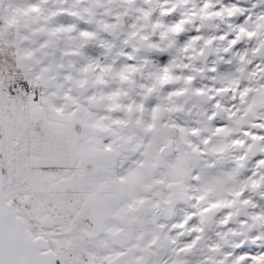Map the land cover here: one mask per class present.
<instances>
[{"label": "snow or ice", "instance_id": "6c2138e0", "mask_svg": "<svg viewBox=\"0 0 264 264\" xmlns=\"http://www.w3.org/2000/svg\"><path fill=\"white\" fill-rule=\"evenodd\" d=\"M153 2L0 0V264H264V0Z\"/></svg>", "mask_w": 264, "mask_h": 264}, {"label": "clouds", "instance_id": "9594fccd", "mask_svg": "<svg viewBox=\"0 0 264 264\" xmlns=\"http://www.w3.org/2000/svg\"><path fill=\"white\" fill-rule=\"evenodd\" d=\"M198 2V0H197ZM251 0H235V4L239 5L241 8H245L247 9L250 5ZM53 5H55V0H53ZM5 9H7V2L4 5ZM170 7L169 4L165 3V0H154L153 4L151 5V17L149 21H144V20H140L139 23L141 25V29L138 30H147L148 35L152 36V29H151V23H154L155 21H160L161 23L164 24H168V18L166 16L161 15V13H163L164 11H166L168 8ZM186 9L184 7L180 8V11H185ZM135 15V14H134ZM177 15L179 16V12L177 13ZM110 19L109 17H96V19ZM133 22L132 18H128L125 19L123 21V23L125 25L127 24H131ZM159 32L160 30L157 29L156 30V34H157V39H159ZM174 34H169L170 37H172ZM161 43H164V41H161ZM158 63V61H157ZM142 71H144L145 73L147 72V69H143ZM177 72H179V69L175 70ZM130 75H134L136 80L139 81L140 77H141V73H135V74H130ZM145 79H147V76L145 75Z\"/></svg>", "mask_w": 264, "mask_h": 264}]
</instances>
